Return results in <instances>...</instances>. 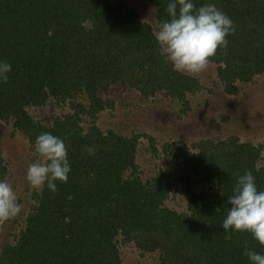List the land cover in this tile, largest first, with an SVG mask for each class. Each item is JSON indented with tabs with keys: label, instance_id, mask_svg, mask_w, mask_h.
I'll list each match as a JSON object with an SVG mask.
<instances>
[{
	"label": "trees",
	"instance_id": "1",
	"mask_svg": "<svg viewBox=\"0 0 264 264\" xmlns=\"http://www.w3.org/2000/svg\"><path fill=\"white\" fill-rule=\"evenodd\" d=\"M148 1L158 24L168 18L169 0ZM207 2L235 26L227 48L211 60L224 91L233 95L237 82L264 74V0H195L197 7ZM0 60L12 65L7 82H0V120L12 119L33 150L41 133L61 138L71 165L56 193L45 186L33 194L35 206L14 243L2 248L0 264H121L118 237L143 252H159V264H249L245 247L264 253L250 234L222 228L240 175L251 171L264 190V166H257L264 142L229 137L195 144L194 152L174 148L181 160L178 186L189 195L190 214L179 215L163 205L177 188L168 176L140 180L137 137L103 135L94 125L108 107L98 92L109 86L128 85L144 98L163 92L182 113L190 108L187 95L200 89L165 62L152 27L135 10L109 0H0ZM82 94L87 105L76 101ZM49 98L70 102L73 114L46 127L24 108ZM80 115L90 118L87 130ZM197 177L215 183L210 200L192 191Z\"/></svg>",
	"mask_w": 264,
	"mask_h": 264
},
{
	"label": "rangeland",
	"instance_id": "2",
	"mask_svg": "<svg viewBox=\"0 0 264 264\" xmlns=\"http://www.w3.org/2000/svg\"><path fill=\"white\" fill-rule=\"evenodd\" d=\"M126 9H133L148 23L153 32L157 30L156 7L148 0H109ZM217 65L210 63L206 70L197 75H188L197 80L200 89L187 95L189 110L181 112V105L163 92L144 98L128 85L109 86L98 95L108 107L96 115L94 125L103 135L113 132L126 138L137 137L135 163L137 173L143 183H147L160 173L168 176L176 185L163 205L178 213L189 215V195L178 186L180 159H175L172 151L176 147H186L194 152L193 145L203 141H221L237 137L241 143L258 145L264 142V74L256 75L248 84L236 83V93L224 91L217 78ZM87 105L85 94L77 98ZM70 102L58 104L49 98L42 106L28 105L27 115L36 123L50 127L56 118L72 115ZM79 125L84 130L92 126L90 118L79 116ZM38 159L28 139L13 126V120H0V179H7L17 194L21 204L18 215L0 223V252L8 244H13L25 227V220L35 206L32 189L27 180L28 165ZM257 166H264V157ZM3 170H2V169ZM192 191L210 200L216 191L214 182H202L195 178ZM121 264H159V252H143L134 243L116 238Z\"/></svg>",
	"mask_w": 264,
	"mask_h": 264
},
{
	"label": "clouds",
	"instance_id": "3",
	"mask_svg": "<svg viewBox=\"0 0 264 264\" xmlns=\"http://www.w3.org/2000/svg\"><path fill=\"white\" fill-rule=\"evenodd\" d=\"M166 13L168 18L160 21L154 38L165 62L179 73L194 76L206 70L218 49L227 48V37L235 34L231 18L212 2L197 7L195 0H169ZM11 70L10 63L0 60V82H7ZM33 148L38 159L28 165L29 186L37 191L46 186L56 193L57 182L67 183L71 172L64 141L44 132ZM88 152L94 154V149ZM231 193L223 230L248 233L264 247V190L258 188L251 171L238 177ZM21 207L11 184L0 179V223L18 215ZM243 254L249 264H264V253L245 247Z\"/></svg>",
	"mask_w": 264,
	"mask_h": 264
}]
</instances>
